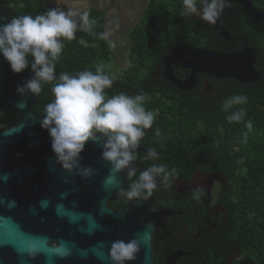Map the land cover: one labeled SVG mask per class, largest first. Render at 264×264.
Returning <instances> with one entry per match:
<instances>
[{
	"label": "water",
	"instance_id": "1",
	"mask_svg": "<svg viewBox=\"0 0 264 264\" xmlns=\"http://www.w3.org/2000/svg\"><path fill=\"white\" fill-rule=\"evenodd\" d=\"M55 1L60 6L68 5L76 13L95 6L106 12L108 38L116 54L114 63L106 69L116 78L118 50L130 41L132 30L143 19L149 0ZM229 2L238 3L253 22L264 21V11L254 7L252 0ZM226 16L224 10L215 25H208L218 31L227 44L241 50L223 54L178 46L164 64L165 77L180 90H193L199 84V75L233 79L241 84L256 83L261 78L256 69V49L243 38L231 36L221 24ZM7 19H10L9 12L2 13L0 23ZM174 60L190 71L186 80L176 78L172 67ZM30 75L28 71L13 74L0 57V108L13 110L21 118L19 125L0 131V264H111L108 253L112 242L131 239L140 241L137 259L131 264H156L157 233L166 227L168 218L175 213L159 210L152 201L137 202L120 213L108 210L101 197L116 193L121 184L118 175H110V165L89 152V147L99 146L91 141L81 154V165L93 169L90 179L59 167L49 134L41 128V118L34 109L38 98L30 93H17V85ZM41 163L45 179L56 178L59 182L57 190L61 192L60 202L50 211L52 214L47 212L44 218L40 217L39 210L45 211L49 204L39 201L37 192L42 178L40 174L39 179L37 165ZM48 183L49 179L46 180ZM73 184L75 187H70ZM91 202H96L94 213L88 212ZM43 229L45 233L55 234L56 247L49 245L50 239L46 235L37 234Z\"/></svg>",
	"mask_w": 264,
	"mask_h": 264
},
{
	"label": "clouds",
	"instance_id": "2",
	"mask_svg": "<svg viewBox=\"0 0 264 264\" xmlns=\"http://www.w3.org/2000/svg\"><path fill=\"white\" fill-rule=\"evenodd\" d=\"M228 2L200 0L198 6L197 0H183L181 15L196 16L215 25ZM96 23L87 11L78 14L59 7L36 16L7 19L0 23V57L13 74L25 71L31 74L17 85L18 94L38 96L44 85H52L53 99L44 106L40 126L48 132L52 152L63 170L76 171L84 179L91 178L93 169L81 165V154L91 141L100 146V158L110 165V175L126 172L132 181L126 189H120L118 195L128 201H147L158 182L168 188L177 174L175 168L155 163L160 156L155 148H149L143 159L154 163L137 175L138 149L155 120L154 112L145 107L148 96L143 91L134 96L123 91L110 96L106 90L111 89L113 79L100 64L95 71L56 74L65 42L74 40L77 31L94 34ZM247 102L246 95H234L223 102L222 110L229 113L226 117L229 123L244 122L245 109L230 110ZM245 127L251 131L252 121L248 120ZM155 137H160L158 129ZM202 194V188L196 189L193 199L199 200ZM139 251L137 239L115 240L108 255L111 264H131Z\"/></svg>",
	"mask_w": 264,
	"mask_h": 264
},
{
	"label": "trees",
	"instance_id": "3",
	"mask_svg": "<svg viewBox=\"0 0 264 264\" xmlns=\"http://www.w3.org/2000/svg\"><path fill=\"white\" fill-rule=\"evenodd\" d=\"M4 1L7 7H14L13 17L36 16L47 11V0ZM197 3L199 6L200 0ZM252 3L258 10L264 11V0H252ZM182 9L183 0H149L143 19L131 33V51L137 60L128 73L113 80V85H162L159 81H152L156 62L178 46L223 54L237 50L207 23L201 24L204 21L194 16H182ZM88 12L90 19L97 22L93 28L94 34L79 31L74 40L65 42L56 65L57 76L61 72L75 74L85 70L95 71L98 64L112 60L106 39L107 15L96 7ZM240 21L241 24L233 22L226 27L234 39L243 38L256 49V69L261 74L259 81L252 84L234 81L233 87L227 88V93L221 95L218 105L212 101L207 103L202 95L181 96L173 103L170 113L179 115H173L172 124L180 119L187 123V134L190 130H200L195 148L206 152L213 161L210 166L200 170L208 175L220 174L227 179L229 184L222 189L221 196L225 198L223 203L231 213L232 227L240 236L239 248L252 264H264V21L255 23L246 14L240 17ZM208 32L213 33L211 37L207 35ZM150 64L153 68L143 73L144 65L148 67ZM51 87V84L44 85L38 95L44 106L53 99ZM234 95H246L248 98L247 104L234 106L230 110L245 109V120L241 123H229L226 119L229 113L222 110L223 102ZM248 120L253 123L251 131L245 127Z\"/></svg>",
	"mask_w": 264,
	"mask_h": 264
},
{
	"label": "flooded vegetation",
	"instance_id": "4",
	"mask_svg": "<svg viewBox=\"0 0 264 264\" xmlns=\"http://www.w3.org/2000/svg\"><path fill=\"white\" fill-rule=\"evenodd\" d=\"M0 1V16L4 12H9L10 19L13 18L12 10L14 7H7V3L4 0ZM45 5L47 10L56 7L65 10L70 9L68 5L60 6L55 0H47ZM91 9L87 10V12ZM224 10L228 16L222 19L221 24L226 29V26L233 22L241 24L240 17L246 14L242 7L235 2H228ZM41 14H44V12ZM37 15L39 14L37 13ZM234 16H236V19ZM194 17L202 21L199 17ZM204 23L207 22L201 24ZM217 33L219 34L218 31ZM78 34L79 31L76 32V36ZM211 34L213 33L208 32L207 35L211 37ZM106 39L110 47L112 60L102 65L110 77L116 80L119 79L121 74L125 75V73H128L133 68L137 57L131 51L132 40L130 35L128 64L127 66H123L117 78H113V75L106 69V66L108 67L110 63L113 64L116 59L113 45L108 38V32ZM240 50L237 47L235 52ZM170 57H172V53L166 52L165 56L156 62L152 81H159L162 85H112L111 89L106 90L110 96L122 91L134 96L143 91L149 98L145 104L146 109L153 111L155 114L153 126L146 131V136L138 149V159L135 162L137 175L154 163L153 161H145L143 159L144 154L149 148H155L160 156V159L155 161V163L165 164L169 169H176L177 174L170 181V187L165 188L163 184L158 182L157 189L147 200L152 201L159 210H170L175 213V215L168 218L166 227L157 233L155 241L157 249L156 264H169L168 259L170 260V264H173V262L174 264H252L249 257L243 254L239 248L240 236L234 231L231 213L223 203V199L225 198H222L221 192L229 184L227 179L220 174L208 175L200 170V168H206L213 163L206 152L195 148L198 142L196 136H198L200 130H190L187 134V123L180 119L178 123L172 124L171 119L175 114L170 113L173 103L178 101L179 97L189 94L202 95L206 98L207 103H211L210 101H212L218 105L221 95L227 93V88L233 87L236 80L199 75V84L193 90H180L165 77L166 66L164 60ZM172 67L177 79L186 80L189 77L190 71L184 69L179 61L174 60ZM151 68H153L151 64L148 67L144 65L142 72H149ZM36 97L38 98V102L34 109L36 115L42 118L44 103L39 100L38 96ZM49 102L51 100L47 101V103ZM177 116L179 115H175V117ZM20 123L21 118L17 112L0 108V131L17 126ZM182 126L183 129L181 128ZM157 129L160 132V137H155ZM193 133H195L194 136ZM187 135H192V137H187ZM88 150L96 157H100V146L94 149L89 147ZM57 165L61 167L58 163ZM37 168H40L39 179L40 174L42 176L38 183L37 191L39 201H46L49 204L45 211L39 210L40 217L44 218L47 212L52 214L50 211L53 210L55 204L60 202L59 195L61 192L57 190L59 182L53 176L47 177L49 183L46 184L47 179H45L46 173L43 164L37 165ZM118 177L121 184L120 189H126L132 182L127 178L126 172L119 173ZM71 186L75 187V184ZM198 188L203 189V194L199 200H196L193 199V192ZM119 190L112 195L101 197V200H105V207L110 211L120 213L132 204L144 202L143 200L128 201L126 198H121L118 195ZM71 197H75V194H71ZM95 207L96 202H91L88 212L94 213ZM72 209L74 211L77 210L76 208ZM25 230H27V223L25 224ZM38 233L46 235L50 239L49 245L51 247L58 245L54 233H45L44 229L38 231Z\"/></svg>",
	"mask_w": 264,
	"mask_h": 264
},
{
	"label": "rangeland",
	"instance_id": "5",
	"mask_svg": "<svg viewBox=\"0 0 264 264\" xmlns=\"http://www.w3.org/2000/svg\"><path fill=\"white\" fill-rule=\"evenodd\" d=\"M130 41L118 50L117 53V66H116V78L122 71L123 66H127L129 56Z\"/></svg>",
	"mask_w": 264,
	"mask_h": 264
}]
</instances>
